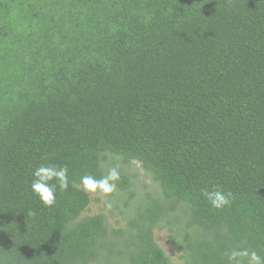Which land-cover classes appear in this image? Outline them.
Here are the masks:
<instances>
[{"label": "trees", "instance_id": "obj_1", "mask_svg": "<svg viewBox=\"0 0 264 264\" xmlns=\"http://www.w3.org/2000/svg\"><path fill=\"white\" fill-rule=\"evenodd\" d=\"M41 164L69 169L52 207L31 190ZM117 164L115 226L81 177ZM213 185L234 195L222 210ZM233 248L264 257V0H0V264H227Z\"/></svg>", "mask_w": 264, "mask_h": 264}, {"label": "clouds", "instance_id": "obj_2", "mask_svg": "<svg viewBox=\"0 0 264 264\" xmlns=\"http://www.w3.org/2000/svg\"><path fill=\"white\" fill-rule=\"evenodd\" d=\"M69 169L67 166L57 167L52 164H41L32 172L31 190L39 198L45 207H52L57 202V191H66L69 187ZM121 172L119 164L111 167L106 175L97 178L93 175H84L81 177V184L86 192H100L105 196L116 191V182L120 179ZM202 195L212 208L222 210L229 206L234 199L230 191H225L219 185H213L211 188H203ZM106 206L112 204L106 201ZM34 215V213H28ZM227 264H264V257L256 251H250L247 248H233L227 253Z\"/></svg>", "mask_w": 264, "mask_h": 264}, {"label": "rangeland", "instance_id": "obj_3", "mask_svg": "<svg viewBox=\"0 0 264 264\" xmlns=\"http://www.w3.org/2000/svg\"><path fill=\"white\" fill-rule=\"evenodd\" d=\"M134 172L138 173L140 176V180L142 182H147L149 187H152L155 189V185L152 184L151 179H146V175L144 174V171L142 168H140L138 165H135L134 167ZM140 182V183H142ZM157 186V185H156ZM158 187V186H157ZM93 197V202L90 205V208L88 210V213H105L110 220L111 223H113L115 226H118V222L122 224L124 223L123 217L121 216L122 214H118L117 210L115 211V207L112 205L110 208L106 206V201H109V195L105 196L103 193L96 192L92 193ZM179 216L182 217V214L179 212L177 213ZM181 214V215H180ZM155 237L159 244L165 249L167 254H169L175 261H178L180 259V253L178 250V247L176 244L172 243L170 241V229L167 227H163L161 229L157 228L155 230Z\"/></svg>", "mask_w": 264, "mask_h": 264}]
</instances>
